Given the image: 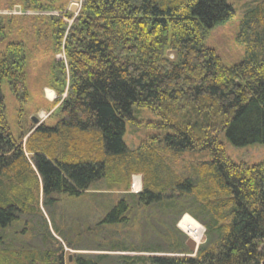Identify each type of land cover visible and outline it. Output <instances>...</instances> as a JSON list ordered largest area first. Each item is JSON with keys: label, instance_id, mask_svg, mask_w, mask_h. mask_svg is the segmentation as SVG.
I'll list each match as a JSON object with an SVG mask.
<instances>
[{"label": "trees", "instance_id": "16d2710c", "mask_svg": "<svg viewBox=\"0 0 264 264\" xmlns=\"http://www.w3.org/2000/svg\"><path fill=\"white\" fill-rule=\"evenodd\" d=\"M58 1L0 0L8 9L41 10H56ZM232 15L226 0H80L76 15H0V264H63L57 251L18 241L8 229L20 214L38 213L40 194L47 204L50 196L88 190L157 207L160 224L174 234L164 235L165 249L113 247L136 253L118 255L114 264H264V160L236 163L218 140L223 133L234 146L264 144V0L240 20L244 59L225 66L204 38ZM24 18L34 36L48 32L52 54L39 80L56 97L51 124L20 121L14 136L2 85L21 116L32 54L6 40L25 32ZM133 107L158 116L162 132L128 149L122 137ZM186 151L210 158L180 160ZM133 175L141 176L134 194ZM119 205L132 210L124 200ZM114 211L104 221L127 220H109ZM184 214L204 227L195 253L175 227ZM49 234L42 241L55 242ZM95 257L80 255L73 264H99L106 254Z\"/></svg>", "mask_w": 264, "mask_h": 264}, {"label": "rangeland", "instance_id": "374dc122", "mask_svg": "<svg viewBox=\"0 0 264 264\" xmlns=\"http://www.w3.org/2000/svg\"><path fill=\"white\" fill-rule=\"evenodd\" d=\"M259 1L226 0L227 4L233 9L232 17L223 24L209 30L204 38V44L216 52L225 66H231L244 59L245 48L237 41L236 35L244 12ZM5 6L7 5L4 2H0V15H24V17L42 19L48 15L62 16V13L64 14L66 11L76 15L80 7V0H59L52 6L57 8L56 10L33 9L28 6L26 9H22L19 4L12 5L10 9L5 8ZM70 8H73L72 12ZM65 20L69 21V23L71 22L67 18ZM23 21L24 26L22 28L25 32L22 34L15 32L12 35H8L6 40L22 42L26 46L27 51L30 50L28 56L30 57V54H32L29 59L28 71H26L30 98L27 104L23 105L21 116L18 109L20 107L16 99L11 96L6 85H2L7 123L14 136L18 133V122L25 121L26 125L29 126L34 124L31 121V117L37 118L39 122L51 124L53 119L49 115L55 108L53 100L56 97L55 92L46 87L45 82L43 83L39 80L46 78L49 70L47 64L52 52L49 48L50 37H48V32L44 34L42 30L45 28H41L39 36H34L32 32L35 31V27L31 28L29 26L31 25L29 23L31 20L24 18ZM3 46V43L0 44V49ZM56 58H63V54H57ZM51 92L52 95L50 96L48 93ZM159 122L160 118L147 108L133 107L131 119L126 121L125 132L122 137L125 146L128 149L137 148L146 137L161 133L162 131L156 127ZM218 140L223 144L226 154L236 163L252 165L264 160V144L254 143L241 147L234 146L223 133L218 135ZM27 155L31 163L30 155ZM209 158L207 151H186L182 154L180 160L202 161ZM133 177H138L139 181H135ZM132 181L134 190L131 189L132 191H129V193L133 192L134 194L141 190V176H131L130 182ZM50 198L51 200H48L47 204H43L45 200L40 194L38 197V215L20 214L18 220L8 229V235L10 234V237L23 243L57 251L61 255L63 264H73L74 258L80 255L94 259L96 255L104 254H106V257L99 260V264H114V261L117 262L116 256L136 253L110 251L113 247L132 246L142 249H165L167 244L165 243L164 235H167L170 239L174 236L171 226H169L170 229H167L160 224L162 212L157 207L143 205L137 201L133 202L136 200L135 197L126 196L121 192H94L88 190L79 196L57 194L50 196ZM123 200L126 201L127 206L132 208L131 211L127 212L123 206L119 205ZM113 209L115 211L108 218L109 220L112 218L120 219L121 214L127 220L111 223L104 221V218ZM184 218L190 219L188 222L190 224L189 228L181 225ZM177 223L175 227L186 237L187 233L196 242L197 246L203 241L204 227L190 215L184 214L178 223V227ZM46 232L50 233L59 243L56 240L53 243L42 241V235ZM59 232L62 236L59 235ZM180 239V241H183L182 238ZM185 247L188 249L187 246ZM137 254L144 255L149 253L141 252Z\"/></svg>", "mask_w": 264, "mask_h": 264}, {"label": "water", "instance_id": "95a60500", "mask_svg": "<svg viewBox=\"0 0 264 264\" xmlns=\"http://www.w3.org/2000/svg\"><path fill=\"white\" fill-rule=\"evenodd\" d=\"M70 11L72 12L73 8H70ZM31 121L35 125H37V123H38V119L35 117H31ZM185 245L188 247L189 251H191V252H195L197 249L196 242L193 239H191L190 237H187V240L185 241Z\"/></svg>", "mask_w": 264, "mask_h": 264}, {"label": "bare ground", "instance_id": "6f19581e", "mask_svg": "<svg viewBox=\"0 0 264 264\" xmlns=\"http://www.w3.org/2000/svg\"><path fill=\"white\" fill-rule=\"evenodd\" d=\"M134 179H135V181H137V182L139 181V178H138V177H134ZM139 183H140V182H139ZM181 219H182V218H181ZM180 221H181V220H180ZM180 221H179V222H180ZM189 221H190V219L184 218V219L182 220V222H181V225L184 226V227H188V228H189V227H190V226H189L190 224H188ZM179 222H178V223H179ZM177 225H178V224H177ZM186 234H187V233H186ZM187 235H188V234H187ZM188 236H189V235H188Z\"/></svg>", "mask_w": 264, "mask_h": 264}, {"label": "built area", "instance_id": "2783aa9c", "mask_svg": "<svg viewBox=\"0 0 264 264\" xmlns=\"http://www.w3.org/2000/svg\"><path fill=\"white\" fill-rule=\"evenodd\" d=\"M133 179H134V178H133ZM133 188H134V183H133V181H132L131 189L134 190ZM134 192H135V191H134Z\"/></svg>", "mask_w": 264, "mask_h": 264}, {"label": "crops", "instance_id": "0c3cea01", "mask_svg": "<svg viewBox=\"0 0 264 264\" xmlns=\"http://www.w3.org/2000/svg\"><path fill=\"white\" fill-rule=\"evenodd\" d=\"M50 96L52 95V92L51 93H48Z\"/></svg>", "mask_w": 264, "mask_h": 264}]
</instances>
